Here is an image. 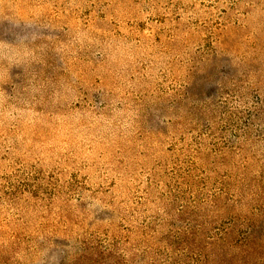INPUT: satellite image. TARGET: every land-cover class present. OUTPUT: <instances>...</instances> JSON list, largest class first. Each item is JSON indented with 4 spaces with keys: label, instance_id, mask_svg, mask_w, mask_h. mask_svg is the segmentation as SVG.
Wrapping results in <instances>:
<instances>
[{
    "label": "rangeland",
    "instance_id": "374dc122",
    "mask_svg": "<svg viewBox=\"0 0 264 264\" xmlns=\"http://www.w3.org/2000/svg\"><path fill=\"white\" fill-rule=\"evenodd\" d=\"M0 264H264V0H0Z\"/></svg>",
    "mask_w": 264,
    "mask_h": 264
}]
</instances>
